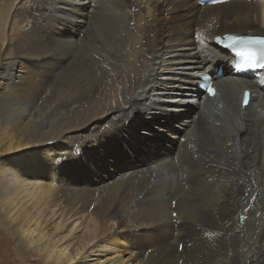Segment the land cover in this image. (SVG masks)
<instances>
[{
	"label": "bare ground",
	"instance_id": "6f19581e",
	"mask_svg": "<svg viewBox=\"0 0 264 264\" xmlns=\"http://www.w3.org/2000/svg\"><path fill=\"white\" fill-rule=\"evenodd\" d=\"M225 33L264 2L0 0L3 260L264 264V70Z\"/></svg>",
	"mask_w": 264,
	"mask_h": 264
},
{
	"label": "snow or ice",
	"instance_id": "6c2138e0",
	"mask_svg": "<svg viewBox=\"0 0 264 264\" xmlns=\"http://www.w3.org/2000/svg\"><path fill=\"white\" fill-rule=\"evenodd\" d=\"M213 2H217V0H213ZM50 3H51V6H56L57 0H50ZM217 39H219V38H217ZM238 43H243V42L234 39V43L231 47L233 48V50L236 51L237 56L243 58V62L239 65V67L247 68V69H251V70L264 69V48H261L258 51L252 50L250 48L237 50L236 44H238ZM48 55L51 58L55 59L59 55H61V53L58 51H53L51 53H48ZM208 93L210 95H214V90L211 88L210 85L208 86ZM248 102H249L248 101V93L245 92L243 103L245 105H247ZM173 203H175V202H173ZM173 215H175V213H173ZM183 247L184 246L181 245V249H183Z\"/></svg>",
	"mask_w": 264,
	"mask_h": 264
},
{
	"label": "rangeland",
	"instance_id": "374dc122",
	"mask_svg": "<svg viewBox=\"0 0 264 264\" xmlns=\"http://www.w3.org/2000/svg\"><path fill=\"white\" fill-rule=\"evenodd\" d=\"M194 114V113H193ZM193 114H191V115H193ZM174 168H175V170H176V173H178L179 171H180V168H179V164L177 163V166L174 164ZM80 229L81 228H78V230H75V234H78L79 232H80ZM0 233H3L2 231H1V229H0ZM0 237H2L1 235H0ZM123 256V258H122V264L123 263H125V264H127V262H126V260H127V257H126V255H122ZM89 259H91V257L89 258ZM5 260V261H4ZM4 260L0 257V264H13V263H11L9 260H10V256H8V257H4ZM91 260H89V261H87V263L88 264H94L95 262H90ZM7 262V263H6ZM33 261H29V262H17V264H34V262L32 263ZM129 262V261H128Z\"/></svg>",
	"mask_w": 264,
	"mask_h": 264
}]
</instances>
